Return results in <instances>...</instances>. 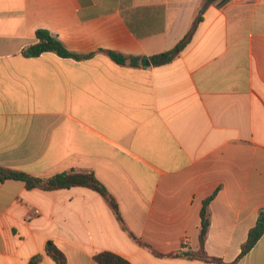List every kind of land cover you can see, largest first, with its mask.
Instances as JSON below:
<instances>
[{
	"label": "crops",
	"instance_id": "crops-1",
	"mask_svg": "<svg viewBox=\"0 0 264 264\" xmlns=\"http://www.w3.org/2000/svg\"><path fill=\"white\" fill-rule=\"evenodd\" d=\"M203 0H0V167L88 187L0 182V264H28L52 241L67 264L115 253L132 264H231L264 212V0H216L171 63L134 68L189 32ZM45 30L85 60L25 57ZM160 254V255H159ZM236 264H264V234Z\"/></svg>",
	"mask_w": 264,
	"mask_h": 264
},
{
	"label": "trees",
	"instance_id": "trees-1",
	"mask_svg": "<svg viewBox=\"0 0 264 264\" xmlns=\"http://www.w3.org/2000/svg\"><path fill=\"white\" fill-rule=\"evenodd\" d=\"M208 0H203V3L199 9V13L193 23L192 28L186 34V36L171 50L156 54L150 57L145 56H127L115 51H104L115 63L122 66H129L134 68H148L150 66L158 67L173 62L181 52L190 44L195 34V31L201 21H203V15L209 6H205ZM45 53H54L63 58H74L76 60H85L93 56L89 55H76L70 53L63 43L54 37L50 32L45 30H39L37 32V42L34 45L26 48L23 52L25 57H39ZM7 180H18L26 184L28 190L40 188L46 191L70 189L73 187H88L100 193L109 206L114 211L119 221L123 222L118 203L116 199L107 191V189L91 174L64 172L57 174L53 177L42 179L31 176L27 173L7 169L0 167V182ZM215 195L204 201L201 217V231H200V244L201 251L199 253H192L189 251H178L176 253L168 255L169 257H184L188 259H200L205 262L214 264H227L222 259L209 257L204 249L207 234L211 225V212L210 203L215 198ZM264 234V212H261L258 223L249 232L248 239L243 245L242 252L237 260L231 264H236L243 256L248 254L257 244L259 239ZM45 254L54 261L55 264H67V258L65 254L57 248V246L49 241L46 244ZM160 255V254H159ZM96 264H132L125 258L112 253L102 252L95 256ZM28 264H43V255H36L29 261Z\"/></svg>",
	"mask_w": 264,
	"mask_h": 264
},
{
	"label": "water",
	"instance_id": "water-1",
	"mask_svg": "<svg viewBox=\"0 0 264 264\" xmlns=\"http://www.w3.org/2000/svg\"><path fill=\"white\" fill-rule=\"evenodd\" d=\"M216 0H208L207 3H206V7L209 6L211 3H214Z\"/></svg>",
	"mask_w": 264,
	"mask_h": 264
}]
</instances>
